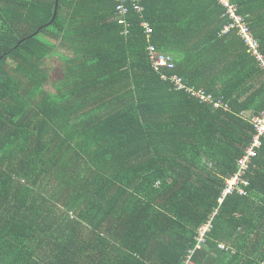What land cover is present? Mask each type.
Here are the masks:
<instances>
[{
    "label": "trees",
    "instance_id": "16d2710c",
    "mask_svg": "<svg viewBox=\"0 0 264 264\" xmlns=\"http://www.w3.org/2000/svg\"><path fill=\"white\" fill-rule=\"evenodd\" d=\"M230 1L264 53V0ZM118 4L0 0V264H264V138L249 195L220 203L264 68L217 0L127 1L129 35ZM150 44L229 109L175 90Z\"/></svg>",
    "mask_w": 264,
    "mask_h": 264
},
{
    "label": "built area",
    "instance_id": "2783aa9c",
    "mask_svg": "<svg viewBox=\"0 0 264 264\" xmlns=\"http://www.w3.org/2000/svg\"><path fill=\"white\" fill-rule=\"evenodd\" d=\"M119 2L116 12V19L120 24L124 25L125 35L130 34L131 23L127 20L131 9L126 6L127 1L130 0H116ZM133 9L143 14L145 7L143 5L144 0H131ZM225 9L226 16L231 20V24L226 28V33L231 29L238 30L239 35L244 40L249 51L252 55L258 58L259 64L264 68V53L261 51V45L258 39L254 36L252 30L249 27V23L246 21L245 17L239 14V7L237 4L232 3L230 0H217ZM142 28L145 30V34L148 38L153 35V29L151 25L144 21L142 23ZM148 58L151 62L152 67L155 71L161 74L164 80H170L173 88L177 91H186L190 98L196 99L201 103H205L212 108H224L229 109V105L225 102L223 97L214 96L212 93L206 92L202 88H195L194 86L188 85L184 77L179 73L174 72L177 68L176 61L174 57L164 51L158 49L155 45L150 44L148 47ZM171 73V74H170ZM246 118L253 124L255 129V134L252 143L247 148L245 155L239 160L238 172L230 179L227 180L224 196L220 199V203H224L226 198L230 195L241 194V196H248V188L250 186V181L247 179L250 170L254 166V159L258 156V151L263 146L264 138V109L256 113H246L244 114ZM211 228V223L203 226L199 230V241L195 245V248H201L204 242V235ZM220 247L222 249H229L225 243H221ZM193 251V250H192ZM183 264H193L191 261V256L185 259Z\"/></svg>",
    "mask_w": 264,
    "mask_h": 264
},
{
    "label": "rangeland",
    "instance_id": "374dc122",
    "mask_svg": "<svg viewBox=\"0 0 264 264\" xmlns=\"http://www.w3.org/2000/svg\"><path fill=\"white\" fill-rule=\"evenodd\" d=\"M66 54L65 52H57L55 53V55L52 57V59L50 60L51 62V67L55 68L57 72H55L54 74V79H58L61 77L60 72L58 71V69H61V66L64 65L65 61H66ZM51 89L55 90V87L52 86L50 87Z\"/></svg>",
    "mask_w": 264,
    "mask_h": 264
},
{
    "label": "water",
    "instance_id": "95a60500",
    "mask_svg": "<svg viewBox=\"0 0 264 264\" xmlns=\"http://www.w3.org/2000/svg\"><path fill=\"white\" fill-rule=\"evenodd\" d=\"M59 1H60V0H58L57 13H56V17H55V19L57 18V15H58ZM55 19H54V20H55Z\"/></svg>",
    "mask_w": 264,
    "mask_h": 264
},
{
    "label": "crops",
    "instance_id": "0c3cea01",
    "mask_svg": "<svg viewBox=\"0 0 264 264\" xmlns=\"http://www.w3.org/2000/svg\"><path fill=\"white\" fill-rule=\"evenodd\" d=\"M231 21V20H230ZM236 30V29H235ZM230 32V31H229ZM207 105V104H206Z\"/></svg>",
    "mask_w": 264,
    "mask_h": 264
}]
</instances>
